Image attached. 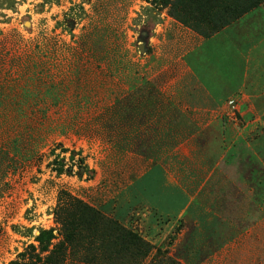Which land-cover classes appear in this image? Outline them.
<instances>
[{
	"label": "rangeland",
	"instance_id": "obj_1",
	"mask_svg": "<svg viewBox=\"0 0 264 264\" xmlns=\"http://www.w3.org/2000/svg\"><path fill=\"white\" fill-rule=\"evenodd\" d=\"M254 15L264 37V0H0V264H264V70L223 34ZM158 166L198 193L181 217Z\"/></svg>",
	"mask_w": 264,
	"mask_h": 264
},
{
	"label": "crops",
	"instance_id": "obj_2",
	"mask_svg": "<svg viewBox=\"0 0 264 264\" xmlns=\"http://www.w3.org/2000/svg\"><path fill=\"white\" fill-rule=\"evenodd\" d=\"M255 16H245L239 20L238 25L240 29L237 31V25L229 26L224 29L223 34L231 38L232 36H238L240 41V66L246 71L245 79H247V71L260 72L264 70V37L260 36V30L258 34V24ZM258 21H262V15H260ZM254 25V35H251L252 31L247 30ZM244 28V29H243ZM237 31V32H236ZM238 33V34H237ZM229 54H231L229 52ZM247 85V83H245ZM264 120V116L262 117ZM227 166V165H226ZM226 173V171H225ZM228 174H226L227 176ZM234 177V176H233ZM229 177L230 182L239 180L237 177ZM142 181L148 184V187L152 186V190L156 189L157 197L153 199L151 197L150 203L155 206L162 214L168 217H181L186 213L196 202L197 192L190 191L185 187L180 179L174 176L169 169L163 166H158L150 169L142 177Z\"/></svg>",
	"mask_w": 264,
	"mask_h": 264
},
{
	"label": "trees",
	"instance_id": "obj_3",
	"mask_svg": "<svg viewBox=\"0 0 264 264\" xmlns=\"http://www.w3.org/2000/svg\"><path fill=\"white\" fill-rule=\"evenodd\" d=\"M20 57H16L18 60H20L21 59V55H19ZM29 58V57H28ZM28 64H30L29 66H31V61H29V63H27V65ZM24 66H26V65H24ZM32 67V66H31ZM18 79H20V76H18V77H13V79H9L8 78V82L10 81L11 83L10 84H15L17 81H18ZM13 80V81H12ZM15 81V82H14ZM3 82H2V80L0 79V103H3V105L2 106H4V102H3V100H2V95H1V92H2V86H3V84H2ZM12 86V85H11ZM13 87V86H12ZM13 92H16V91H13ZM29 91H28V89H27V91L25 90V91H23V93H28ZM157 93H159V91H156V94ZM159 95V94H158ZM30 95H28V96H26L25 98H24V101H23V103L25 104V103H27L28 104V106H30V107H34V106H37V102H35V104L34 103H32L33 101H32V99L29 97ZM14 97H17V96H14ZM18 98V97H17ZM12 99H16V98H12ZM5 100H6V98H5ZM38 102H39V100H38ZM12 103H14V104H16L17 103V100H13L12 101ZM19 104H20V102H19ZM1 105V104H0ZM16 106V105H15ZM21 109L23 110L24 109V107L22 108V106H23V104L21 103ZM59 147V149H61V151L63 152V153H68V152H70L68 149H64V147L62 146V145H59L58 146ZM71 154H73V151H71ZM71 160H74V158H73V156H71ZM85 164V161H84V159L81 157L80 159H79V166L80 167H82V166H85L84 168H86L85 170H88V167L86 166V165H84ZM81 175V174H80ZM48 234H49V236H50V233H48L47 231H42L41 232V235H40V237H39V240L42 242L47 236H48Z\"/></svg>",
	"mask_w": 264,
	"mask_h": 264
}]
</instances>
